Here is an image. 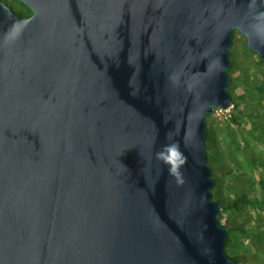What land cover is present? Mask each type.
<instances>
[{
    "label": "water",
    "instance_id": "water-1",
    "mask_svg": "<svg viewBox=\"0 0 264 264\" xmlns=\"http://www.w3.org/2000/svg\"><path fill=\"white\" fill-rule=\"evenodd\" d=\"M0 0V264H237L206 122L264 0Z\"/></svg>",
    "mask_w": 264,
    "mask_h": 264
},
{
    "label": "rangeland",
    "instance_id": "rangeland-1",
    "mask_svg": "<svg viewBox=\"0 0 264 264\" xmlns=\"http://www.w3.org/2000/svg\"><path fill=\"white\" fill-rule=\"evenodd\" d=\"M6 1L29 13L16 0ZM258 58L235 32L229 50L231 106L205 119L212 198L220 201L219 220L229 230L225 252L238 264H264V62ZM243 195L249 202L239 201Z\"/></svg>",
    "mask_w": 264,
    "mask_h": 264
},
{
    "label": "flooded vegetation",
    "instance_id": "flooded-vegetation-1",
    "mask_svg": "<svg viewBox=\"0 0 264 264\" xmlns=\"http://www.w3.org/2000/svg\"><path fill=\"white\" fill-rule=\"evenodd\" d=\"M8 7H10V9L16 13V14H19V15H22V16H30L32 14L31 10L23 3L21 2L20 0H16V2H18L19 5H21L23 8H26L29 13L26 14L24 13L23 11L21 12V10H17L16 8H14L12 5H10L6 0H2Z\"/></svg>",
    "mask_w": 264,
    "mask_h": 264
},
{
    "label": "trees",
    "instance_id": "trees-1",
    "mask_svg": "<svg viewBox=\"0 0 264 264\" xmlns=\"http://www.w3.org/2000/svg\"><path fill=\"white\" fill-rule=\"evenodd\" d=\"M259 59V58H258ZM259 61L260 62H264L263 60H261V59H259ZM227 73H228V71H227ZM229 91V90H228ZM260 185H261V183H260ZM212 192V191H211ZM212 195H213V192H212ZM214 200V199H213ZM243 200L244 201H247V202H249L248 200H246V196L245 195H243L241 198H239V201L240 202H243ZM216 202H218V203H220V201L219 200H215ZM220 205H221V203H220ZM222 210H223V207L221 208ZM219 216H220V212H219V214H218V219H219ZM219 222H220V220H219ZM221 224V223H220ZM228 230V229H227ZM228 233H229V230H228ZM228 237H227V240H226V246H227V244H228ZM229 256V255H228ZM230 258H232L236 263H237V259L234 257V256H229ZM238 264V263H237Z\"/></svg>",
    "mask_w": 264,
    "mask_h": 264
}]
</instances>
